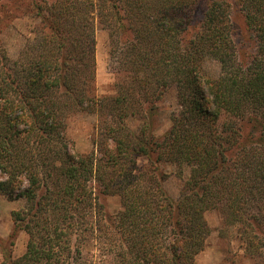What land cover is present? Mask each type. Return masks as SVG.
I'll use <instances>...</instances> for the list:
<instances>
[{"label": "trees", "instance_id": "16d2710c", "mask_svg": "<svg viewBox=\"0 0 264 264\" xmlns=\"http://www.w3.org/2000/svg\"><path fill=\"white\" fill-rule=\"evenodd\" d=\"M200 2L30 0L35 38L16 60L0 46V196L26 201L12 213V239L24 231L29 241L1 264H85L92 240L106 264H197L212 210L224 227L238 225L246 254L264 264V0H207L197 24ZM236 12L249 54L234 38ZM98 27L109 32L115 75L104 97ZM208 58L220 64L217 77L205 71ZM172 87L181 109L157 136L158 102ZM81 112L98 118L87 154L67 135ZM140 157L149 164L140 167ZM162 162L190 168L178 200L164 187ZM106 196L121 200L115 218Z\"/></svg>", "mask_w": 264, "mask_h": 264}, {"label": "rangeland", "instance_id": "374dc122", "mask_svg": "<svg viewBox=\"0 0 264 264\" xmlns=\"http://www.w3.org/2000/svg\"><path fill=\"white\" fill-rule=\"evenodd\" d=\"M30 0H22L13 3L10 8L0 3V46L8 55L16 60L29 40L35 38V29L40 20L35 13L27 9ZM207 7V0H201L198 4L194 20L201 23ZM10 15V16H9ZM234 38L242 49V54H249L253 48V42L249 38L243 16L236 12L234 15ZM97 39V95L104 97L114 94V70L110 59L109 32L101 27L96 31ZM205 71L211 77L220 74V64L211 58L206 59ZM180 106L177 99V90L170 88L158 102L155 133L164 136L172 126V117L178 114ZM127 124L134 130H138L141 121L132 119ZM98 118L95 114L81 112L68 120L67 135L74 151L78 153H91L95 150ZM149 160L146 157L138 159L140 167L147 166ZM161 171L167 175L164 187L168 194L178 200L184 192L185 182L190 177V168L162 162L159 165ZM110 217L115 218L122 210L121 200L118 196H106L101 200ZM26 206L25 200L11 201L0 196V264L4 254L12 251L14 258H20L27 250L29 235L21 231L13 239L14 222L12 213ZM206 219L212 229L205 250L196 257L197 264H260V258L248 256L244 249V243L239 235L238 225H223L222 214L219 210L206 213ZM83 261L85 264H106L105 257L101 253L99 244L92 240L83 248Z\"/></svg>", "mask_w": 264, "mask_h": 264}]
</instances>
